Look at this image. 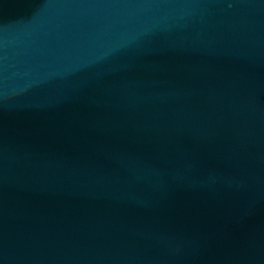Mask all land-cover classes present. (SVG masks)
<instances>
[{"label":"water","instance_id":"95a60500","mask_svg":"<svg viewBox=\"0 0 264 264\" xmlns=\"http://www.w3.org/2000/svg\"><path fill=\"white\" fill-rule=\"evenodd\" d=\"M0 264H264V0H0Z\"/></svg>","mask_w":264,"mask_h":264}]
</instances>
